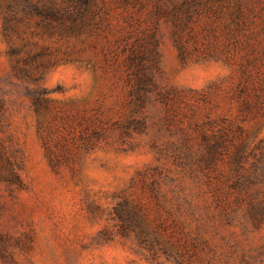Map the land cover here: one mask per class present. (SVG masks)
<instances>
[{"label": "rangeland", "instance_id": "obj_1", "mask_svg": "<svg viewBox=\"0 0 264 264\" xmlns=\"http://www.w3.org/2000/svg\"><path fill=\"white\" fill-rule=\"evenodd\" d=\"M109 1L147 48L142 72L125 41L116 64L88 49L100 66L45 68L41 113L0 14V264H264V213L218 203L188 157L203 131L264 139V0ZM37 33L25 21L15 43L48 46L44 60L81 46Z\"/></svg>", "mask_w": 264, "mask_h": 264}, {"label": "trees", "instance_id": "obj_2", "mask_svg": "<svg viewBox=\"0 0 264 264\" xmlns=\"http://www.w3.org/2000/svg\"><path fill=\"white\" fill-rule=\"evenodd\" d=\"M112 8L109 0H1V33L9 44L8 54L13 59L12 71L15 76L34 83L30 96L38 113L47 109L50 103V90L39 84L45 77V68L60 62L93 65L95 68L100 66L101 62L97 57L85 55L88 49L101 55L106 65L112 59H115L113 63L116 64L121 56V53L115 52L116 48L125 41L127 44L124 48L130 47L127 60L130 59L132 64L136 63L137 72H142L147 48L139 40L130 43L135 34L134 30L122 25L121 21L114 22ZM237 9L242 11L241 2L237 4ZM33 18H36L37 34L56 35L66 39L68 43L76 41L81 46L73 51L66 49L62 55L49 60L44 58L54 53L48 46L27 51L28 43L16 44L15 36L21 33L22 24ZM248 73L244 69L238 85L242 96H249L244 98L247 109L252 96L248 92L251 88L247 79ZM263 81L264 78L259 83ZM263 88L264 84L256 88L260 89L256 92V97H260ZM228 131L213 130L212 134L203 131L202 149L196 159L190 154L188 157L191 162L195 161L197 170L204 177V183L218 203L221 202L225 207H246L254 215L263 214L264 139L251 147L243 139L238 142ZM127 215L133 218L130 221L134 222L135 227L139 226V235H146L143 241H148L150 248L155 249L156 242L160 240H148L147 236L151 232L141 221L135 219L137 214L128 212ZM163 249L170 252L166 246Z\"/></svg>", "mask_w": 264, "mask_h": 264}]
</instances>
